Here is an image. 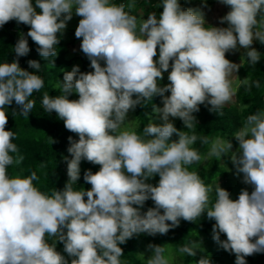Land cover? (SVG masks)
Instances as JSON below:
<instances>
[{
    "label": "clouds",
    "instance_id": "clouds-1",
    "mask_svg": "<svg viewBox=\"0 0 264 264\" xmlns=\"http://www.w3.org/2000/svg\"><path fill=\"white\" fill-rule=\"evenodd\" d=\"M219 2L231 9L220 19L228 27L207 25L202 8L184 9L180 0H161L157 7L162 13L158 17L150 12L147 19L132 14L135 0H0V28L13 20L30 26L13 48L17 59L0 63V264H69L57 243H63L71 264H122L119 245L142 233L167 234L181 220L196 222L205 212L215 221L214 241L235 254V264H247L245 257L264 253V111L248 115L236 131V152H231V141H210L193 131L200 105L220 112L234 102L241 86L260 87L250 76L241 80L235 75L241 65L226 53L239 45L247 50L250 64L260 61L252 45L264 44V0ZM73 12L81 17L75 37L82 38L81 50L94 71L84 73L74 66L57 85L62 95L43 94L45 110L55 112L79 137L68 138L71 159L64 160L69 180L62 191L48 194L34 185L36 171L9 176L8 167L24 157L13 155L19 148L13 143L17 134L6 130L7 109L15 102L19 112L13 114L28 118L35 107L30 97L44 87L41 75L19 64V57L30 52L28 37L42 58L56 57L59 34ZM28 64L41 70L36 60ZM164 72H169L170 83L161 87ZM73 93L79 99L70 100ZM154 97H162L163 107H152L163 123L149 118L138 134L128 113ZM170 117L181 119L188 131L178 130ZM174 134L178 139H172ZM197 139L210 143L208 157L221 160L231 152L242 182L253 190L242 189L233 200L219 184H206L198 172L190 171L188 166L202 159L191 147ZM82 161L101 166L96 173H84L90 190L73 187ZM157 175V186L147 183ZM148 200L155 207L142 212ZM221 234L227 239L221 240ZM172 246L149 244L147 264H170L166 253ZM177 248L191 257L202 249L194 240ZM195 264L212 260L200 256Z\"/></svg>",
    "mask_w": 264,
    "mask_h": 264
},
{
    "label": "trees",
    "instance_id": "trees-1",
    "mask_svg": "<svg viewBox=\"0 0 264 264\" xmlns=\"http://www.w3.org/2000/svg\"><path fill=\"white\" fill-rule=\"evenodd\" d=\"M112 2L116 4L128 3L129 0H112ZM160 2L161 0H135L136 7L133 9L132 14L140 18L141 10L147 16L150 12L154 11L159 17V14L163 11L162 7H157ZM181 6L183 7L185 5L181 3ZM29 30L30 26L18 24L15 20L10 21L3 28H0V63H10L17 59L13 48L20 38L21 33L26 36ZM75 31L76 29L71 33V39L69 40L65 38L63 33L59 34L60 44L57 45L58 54L56 57H49L48 60H45L39 55L37 51L38 45L28 37L30 52L27 56L19 57V64L22 69L41 75L44 79V87L39 92L33 93L32 97H30V99L35 101V107L28 118L13 114L14 112H19V107L15 102L11 106H8L7 109L8 124L6 130L13 131L17 134V138L13 140V143L17 144L19 148V153L13 155H22L24 157L20 164H13L8 167L9 176H28L32 171H36L39 179L33 182L34 185L42 192L48 194H51L55 189L62 191L66 182L69 180L67 163L64 160V157L71 159L70 154L67 152L70 146L68 138L72 137L78 141L79 137L65 128L63 121L58 118L55 112L49 113L45 110L42 104L43 94L47 92L52 97L62 95V92L57 89V85L60 81H63L64 72L71 71L78 64L81 72L87 73L94 71L90 67V61L86 55H71V47L78 40L75 37ZM256 50L261 54V59L256 65L250 64L247 57L241 55H226V58L233 63H241L239 71L243 79L250 76L251 81L260 82V87L257 88L253 84L251 89L248 90L246 87L241 86L237 90L236 95L241 107L225 106L220 110L222 114L219 111H212L210 105H200V111L194 113L197 119V126L193 131L198 137L208 136L210 141L219 137L231 141L234 148L239 143L234 138V135L242 126L246 117L256 114L258 111H264V44L258 42ZM30 60H36L41 64V70L39 72L29 67L28 61ZM170 71L171 68L169 69ZM169 72H164L167 77V85L170 83L168 80ZM170 94V92L166 93L169 96ZM133 98L136 97L134 96ZM69 99L77 100L79 97L73 93ZM161 103L162 97H154L152 101L147 102V106L138 105L135 108L139 124L137 128L138 134H143V128L149 123V118L151 119L155 115L152 105L160 106ZM176 128L181 131H188L182 120L178 121ZM49 137L55 143L52 144ZM172 139L176 140L178 137L174 134ZM210 146V143L202 144L200 139H197L191 147L199 152L202 159L188 167L190 171L198 172L201 178L205 179L206 184L213 185L219 178L226 179L227 169L225 165L220 163L221 160L216 157H211L209 162L203 165L202 169L200 168L210 150ZM222 158H225V156ZM41 163H43V167ZM100 167V165L82 161L80 165V179L73 187L76 190L82 188L90 190L91 185L84 181V173L87 170L96 173L100 170ZM159 179L158 175L152 178L155 186L158 185ZM230 181L228 180L222 188L230 192L231 199L236 200L240 192H235V188L232 185L229 186ZM214 198L215 195L213 193V200ZM85 199L87 198L85 197ZM153 207H155L154 202L148 200L141 211L146 212L149 208ZM214 224L215 221L209 220L205 212L196 222L181 220L180 225L171 229L167 234L150 236L147 233H142L134 236L127 243L119 245L124 252V255L120 258L122 264H147V258L151 256V252L148 249L149 244L164 246V243L172 242L175 250L178 252L177 246L183 245L188 240H194L200 243L202 249L197 250L195 257L178 252L182 259L181 264H195V261L200 256L211 258L212 264H235V254L225 251L214 241L212 231ZM226 239V235L221 234V240ZM51 242L49 240V243ZM56 248L58 252L69 260V264H71L72 257H69L64 252L63 243H57ZM141 253L144 256H141ZM245 259L247 264H264V253H256L245 257Z\"/></svg>",
    "mask_w": 264,
    "mask_h": 264
},
{
    "label": "rangeland",
    "instance_id": "rangeland-1",
    "mask_svg": "<svg viewBox=\"0 0 264 264\" xmlns=\"http://www.w3.org/2000/svg\"><path fill=\"white\" fill-rule=\"evenodd\" d=\"M180 3L185 5V6H183L184 9L202 8L203 11L205 12V20H206L207 25L215 26V27H228V25L226 23L221 24L220 19L223 16H225L231 9L228 6L220 3L219 0H180ZM140 15H141V17H144V19L148 18V16L145 15L142 10L140 11ZM80 19H81V17L76 16L75 13L73 12V18L71 19V21H69L67 23V27H66L65 31L63 32V34L67 40L71 39V33L78 27ZM258 42L259 41H254L252 47L256 49ZM81 43H82V38L78 39L77 43L71 47V55L72 56H84L85 55L81 50V47H80ZM246 51L247 50L241 48L238 45L236 50L230 51L229 53H226V55L246 56ZM154 59H156V60L159 59V49L157 50V57H155ZM235 64L241 65V63H235ZM77 66H79V64ZM235 75H237L241 80H243V77H242V74L240 73V71L235 73ZM163 76H164V79L162 81H159V84L161 87L167 85V83H166L167 77L165 76V73H163ZM226 106L241 107L239 102L237 101L236 96L234 97V102L230 103ZM159 107H163V104L161 103V105ZM134 120H135V122L132 125V128L137 131L139 124H138V119L136 116L135 109L130 110L128 113V121H134ZM170 120H171V122L174 123V126L176 127L178 121L181 119L170 117ZM151 121L157 125H161L163 123L162 119L157 115H153L151 117ZM238 149H239V143L234 148H232L231 152H236ZM231 152L228 155H226L225 158H221V161H220V163L222 165L226 166V169H227L226 179L219 178L218 181L215 184H213V186L219 184L221 187H223L227 183L228 180L229 181L231 180L229 186L232 185L235 188V192L239 193V192H241L242 189H247L249 192H251L253 190L252 186L244 184L242 182L243 181V174L237 173L236 167L232 163L231 158H230ZM210 159H211V157H208V155H206V157H205L204 161L202 162V165L200 168L202 169L203 165H206V163L209 162ZM148 181H149L148 183H151L155 186V182L152 180V178L149 179ZM164 245H173L172 247H170L168 249V251L166 253L170 258V264H181V262H182L181 256L175 250L174 244L172 242H166V243H164Z\"/></svg>",
    "mask_w": 264,
    "mask_h": 264
}]
</instances>
